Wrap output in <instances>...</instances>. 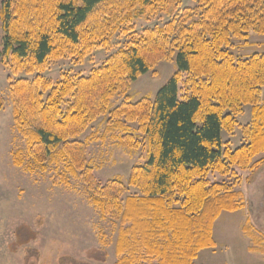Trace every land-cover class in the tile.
I'll use <instances>...</instances> for the list:
<instances>
[{"label": "trees", "instance_id": "1", "mask_svg": "<svg viewBox=\"0 0 264 264\" xmlns=\"http://www.w3.org/2000/svg\"><path fill=\"white\" fill-rule=\"evenodd\" d=\"M178 2L4 0L5 58L16 71L42 72L53 60L82 59L114 35L133 32L127 27L137 12L173 15ZM250 33L264 36V0H197L163 27L132 34L88 76L13 85L14 120L28 156L62 164L74 177L80 172L102 216L120 222L116 264H194L200 251L216 246L213 228L221 214L244 208L241 192L208 176L231 177L233 167L256 171L264 164V158L253 163L264 153V53L240 58L232 51L233 41H247ZM162 61H175L177 72L154 98L133 102L132 84ZM116 98L122 101L113 106ZM246 106L253 121L243 127L238 118ZM102 117L123 147H148L147 162L132 169L131 196L122 181L103 184L88 166L95 138H79ZM237 128L246 141L233 150L222 133ZM14 161L24 163L20 155Z\"/></svg>", "mask_w": 264, "mask_h": 264}, {"label": "rangeland", "instance_id": "2", "mask_svg": "<svg viewBox=\"0 0 264 264\" xmlns=\"http://www.w3.org/2000/svg\"><path fill=\"white\" fill-rule=\"evenodd\" d=\"M3 1L0 0V10ZM196 6L197 0H179L173 15L159 12L147 18H140L139 11L127 27L133 32L114 35L106 47L94 49L82 59H56L45 71L34 73L14 70L12 59L5 58L0 20V264H116L120 229L119 221L102 216L80 172L74 177L62 164H38L28 156L25 137L14 120L13 85L20 80L32 82L37 77L55 85L65 77L88 76L130 42L132 34L163 27L179 18L184 9ZM233 42L232 51L237 57L264 53V36L250 33L247 41ZM176 72L175 61L158 63L132 84L129 95L133 102L154 98ZM121 101L116 98L113 106ZM107 120H97L79 139L95 138L88 147L87 162L96 180L103 184L120 180L128 188L126 196H131L136 192L128 185L132 169L147 162L148 147H123L118 142L119 132L107 129ZM238 121L243 127L252 123L251 106L245 107ZM222 138L233 150L245 139L241 128L223 132ZM16 155L21 156L23 165L16 166ZM263 158L264 153L253 163ZM233 169L237 175L213 173L208 178L211 183L221 182L241 192L244 208L221 214L213 228L216 246L200 251L194 264H264V164L256 171ZM245 225L252 228L250 234L244 232Z\"/></svg>", "mask_w": 264, "mask_h": 264}, {"label": "crops", "instance_id": "3", "mask_svg": "<svg viewBox=\"0 0 264 264\" xmlns=\"http://www.w3.org/2000/svg\"><path fill=\"white\" fill-rule=\"evenodd\" d=\"M262 105H264V88H263V92H262ZM251 113H252V109H251ZM251 122H249V124H250ZM223 139V138H222ZM245 139H244V143H245Z\"/></svg>", "mask_w": 264, "mask_h": 264}]
</instances>
